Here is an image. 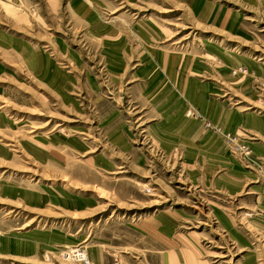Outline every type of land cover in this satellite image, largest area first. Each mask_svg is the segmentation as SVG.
<instances>
[{
    "label": "rangeland",
    "instance_id": "obj_1",
    "mask_svg": "<svg viewBox=\"0 0 264 264\" xmlns=\"http://www.w3.org/2000/svg\"><path fill=\"white\" fill-rule=\"evenodd\" d=\"M75 247L264 264V0H0V264Z\"/></svg>",
    "mask_w": 264,
    "mask_h": 264
},
{
    "label": "built area",
    "instance_id": "obj_2",
    "mask_svg": "<svg viewBox=\"0 0 264 264\" xmlns=\"http://www.w3.org/2000/svg\"><path fill=\"white\" fill-rule=\"evenodd\" d=\"M187 116L189 115H192L196 118H199L200 119V115L194 111L193 109L191 108H188L187 110V113H186ZM203 127L207 130H211V131H214V132H217V133H220L224 139L228 142H230L232 145H234L235 147L245 151V147L244 146H239L236 144V139L233 135H231L230 133H221L220 129L219 128H216L215 126H213L211 123L209 122H205L203 121ZM67 256H70L68 257L69 259H72V261L76 260L77 262H82L83 264H90L89 261L86 259V256H85V253L83 251H81L80 248H73V249H70L67 253Z\"/></svg>",
    "mask_w": 264,
    "mask_h": 264
},
{
    "label": "crops",
    "instance_id": "obj_3",
    "mask_svg": "<svg viewBox=\"0 0 264 264\" xmlns=\"http://www.w3.org/2000/svg\"><path fill=\"white\" fill-rule=\"evenodd\" d=\"M231 187L232 188H238V185L234 182V183H232ZM223 190L226 191V192H229L227 189H223Z\"/></svg>",
    "mask_w": 264,
    "mask_h": 264
}]
</instances>
